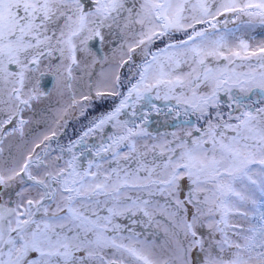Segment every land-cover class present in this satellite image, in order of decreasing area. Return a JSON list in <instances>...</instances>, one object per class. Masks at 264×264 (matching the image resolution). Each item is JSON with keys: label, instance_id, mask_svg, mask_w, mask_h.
<instances>
[{"label": "snow or ice", "instance_id": "snow-or-ice-1", "mask_svg": "<svg viewBox=\"0 0 264 264\" xmlns=\"http://www.w3.org/2000/svg\"><path fill=\"white\" fill-rule=\"evenodd\" d=\"M257 29L264 0H0V264H264Z\"/></svg>", "mask_w": 264, "mask_h": 264}, {"label": "flooded vegetation", "instance_id": "flooded-vegetation-1", "mask_svg": "<svg viewBox=\"0 0 264 264\" xmlns=\"http://www.w3.org/2000/svg\"><path fill=\"white\" fill-rule=\"evenodd\" d=\"M98 47V46H97ZM105 103H102V106L98 107V108H95L96 107V104L93 103V107L88 111L87 115L84 116V117H80L79 119L75 120V128L72 130V129H68L67 128V131H69L71 133V130H72V133L75 134V135H78L79 132L84 128V126L87 125L88 121L100 114V113H103L105 111H107L108 109H110V98H106L105 100ZM96 112L95 115L91 114L92 112ZM68 137H72V135L70 136V134H68L67 132L65 133V136L62 138V139H67Z\"/></svg>", "mask_w": 264, "mask_h": 264}, {"label": "rangeland", "instance_id": "rangeland-1", "mask_svg": "<svg viewBox=\"0 0 264 264\" xmlns=\"http://www.w3.org/2000/svg\"><path fill=\"white\" fill-rule=\"evenodd\" d=\"M253 36H254V38L256 39V40H260V39H264V29H257L256 30V32H254L253 34H252ZM99 47V46H98ZM104 51H106V49H101V54H103V52ZM96 71L97 72H99L100 71V68L98 67L97 69H96ZM124 73H125V75L127 74V69H125L124 70ZM57 97L55 96V94H53V98H52V100H51V104L53 105V107H55V105H56V102H57ZM106 98H103V99H97V100H94L92 103H95L96 104V107L95 108H98L99 106L101 107L102 106V103H105V100ZM47 103V102H46ZM113 104H114V101H113V99L112 98H110V108L113 106ZM95 111L94 112H92L91 114H93V115H95ZM75 120H71L70 122H69V124H68V129L70 128V129H74L75 128ZM72 130H71V133L69 132V131H66L68 134H70V136L72 135V136H75V134H73L72 133ZM162 238V237H161Z\"/></svg>", "mask_w": 264, "mask_h": 264}]
</instances>
